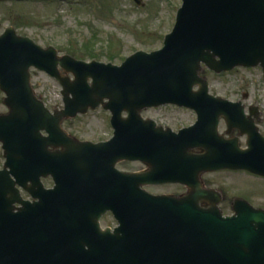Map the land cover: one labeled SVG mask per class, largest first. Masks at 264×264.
<instances>
[{
    "label": "water",
    "instance_id": "95a60500",
    "mask_svg": "<svg viewBox=\"0 0 264 264\" xmlns=\"http://www.w3.org/2000/svg\"><path fill=\"white\" fill-rule=\"evenodd\" d=\"M203 64L218 73L237 66L264 70V0H183L164 47L137 52L122 65L60 56L55 47L7 28L0 35V87L9 108L0 114L6 157L0 264H264V209L237 199L235 214L224 216L218 196L201 205L216 196L201 187L203 171L247 169L264 176V136L254 123L247 150L224 158L214 147L236 144L217 130L220 115L233 108L209 94ZM32 67L61 83L63 109L52 113L36 95ZM167 103L195 109L198 122L174 133L142 118L144 108ZM100 105L113 115L110 141L83 142L62 127L64 119ZM151 144H173V159H155ZM203 144L206 154L189 151ZM124 159L153 166L122 173L115 165ZM48 176L55 181L51 189L42 182ZM150 176L190 190L152 195L140 188ZM18 186L35 201L24 200ZM107 210L119 220L115 232L101 229Z\"/></svg>",
    "mask_w": 264,
    "mask_h": 264
},
{
    "label": "rangeland",
    "instance_id": "374dc122",
    "mask_svg": "<svg viewBox=\"0 0 264 264\" xmlns=\"http://www.w3.org/2000/svg\"><path fill=\"white\" fill-rule=\"evenodd\" d=\"M181 5L182 0H143L141 5L135 0L4 1L0 2V33L13 26L19 35L43 47L53 45L62 55L119 65L140 49L150 52L163 47L164 37L172 30ZM31 71L37 96L51 110L63 108L60 83L45 71L35 68ZM202 74L209 80L213 95L241 98L243 93L253 94V105L258 107V116L262 119L260 130L264 134V73L260 66L222 75L204 68ZM4 98L0 90V114L8 112ZM99 109L67 120L64 127L83 140L110 138L113 135L111 115ZM150 115L174 128L196 121L190 111L170 107L152 111ZM4 162L0 144V168ZM122 167L139 168L140 165L124 163ZM206 178L210 185L222 188L228 198L244 196L256 206L264 207V178L242 172ZM104 221L105 225L111 223L110 217Z\"/></svg>",
    "mask_w": 264,
    "mask_h": 264
},
{
    "label": "flooded vegetation",
    "instance_id": "af4514ba",
    "mask_svg": "<svg viewBox=\"0 0 264 264\" xmlns=\"http://www.w3.org/2000/svg\"><path fill=\"white\" fill-rule=\"evenodd\" d=\"M238 69H245V68H238ZM223 74H225V73H223ZM221 96H223L224 98H226L228 100L233 101L234 103L235 102L240 103L237 106L236 105L232 106V108H234V109H233V113L231 115H228V116L221 115L219 117V120H218V132H219V134L221 136H223L225 139L236 141V143H237V144H215L214 147L219 148L221 154L224 156V158H226V157H231V156L235 155L236 150L238 148L244 149V148H247L249 146V144H248L249 135H248L247 131H249L251 128H253V122L256 123L260 127L262 119L260 116H258L259 111L256 109V106L253 105V94L243 93V94H241V98H231V97H227V95H221ZM249 100H251V102H248ZM163 107L164 108L170 107L172 109H180V110L190 111L191 113L195 114V117L197 119V115H196L195 111H193L191 109L179 107L176 105H170V104L161 106L159 108L144 109L142 111V115L145 118L153 119L157 124L163 125L165 128L171 127L175 131H178L180 129L179 127L174 128L167 123L164 124L161 121V118L157 119L154 116L150 115V113L152 111H155V112L160 111ZM70 120H73V119H70ZM66 121L67 120H65L64 122H66ZM194 122L188 124L187 126L193 124ZM107 139H109V138H107ZM107 139H105V140H107ZM81 140H83V139H81ZM105 140H92V141L93 142H101V141H105ZM151 147H154V151L152 154L154 155V158L157 160L158 159L172 160L174 157L173 155L175 154V151L172 150L173 144H151ZM155 147H157V148L155 149ZM60 149H62V148H60ZM207 149H208V145L203 144L202 146H195V147L191 146L189 151L193 155H195V154L203 155V154L207 153V151H206ZM150 153H151V151H150ZM124 163L139 164L140 167L139 168L122 167V164H124ZM117 167L120 170L125 171V172H140V171H145V170L151 169L150 166H148L142 160H139V161H127V160L121 161L117 164ZM227 172L233 173V174H235L237 172H242V173H245L248 175H253L250 172L245 171V170L222 169V170H218V171L202 172L199 176V179L201 180L203 187H206L207 189L208 188L216 189L214 192L216 194V196L209 198V200L214 199V198L217 199L216 197L218 196L220 198V203H219L220 207L222 208L224 213L225 214H231L233 212V206L235 204L237 197L234 196V197L228 198L227 194L223 191L222 188L215 187L214 185H210L207 182V178H206L208 175L227 173ZM43 182L45 183V185L47 187H50L53 183L51 177H47V178L43 179ZM145 188L147 190H149L150 192H153L155 194H169V193L182 194V193H185L188 191V187L186 185L179 184V183L147 185V186H145ZM21 193L26 199L32 200L31 195L28 192H26L25 190H21ZM239 197L244 198V196H239ZM247 200L251 201L250 199H247ZM251 203L253 204V202H251ZM105 217L106 218L110 217L111 223L105 225L104 224ZM101 223H102V226L104 228L115 227L113 217H112V214L110 212L105 214L101 218Z\"/></svg>",
    "mask_w": 264,
    "mask_h": 264
}]
</instances>
